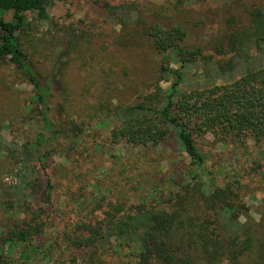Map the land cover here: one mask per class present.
Here are the masks:
<instances>
[{
	"label": "rangeland",
	"instance_id": "374dc122",
	"mask_svg": "<svg viewBox=\"0 0 264 264\" xmlns=\"http://www.w3.org/2000/svg\"><path fill=\"white\" fill-rule=\"evenodd\" d=\"M168 1L51 0L47 20L30 15L31 26L20 34L24 51L44 77L55 76L59 82L60 89L50 100L54 117L60 121L61 117L73 118L83 133L77 144L63 138L42 146L23 170L18 164L19 152L27 144L36 149L42 125L38 112L32 116L27 108L32 85L13 66L0 62V235L8 231L12 220L16 223L39 215L37 222L43 224L41 236L33 243V249H38L25 251L29 259L23 248L16 246L8 258L0 257V264L6 260L9 264H86L83 253L70 247L66 235L76 230L81 216L93 211L101 198L107 196L113 205L139 201L157 184L165 193L179 191L190 174H198L208 191L233 186L251 208L253 218L258 222L264 219V143L255 145L247 139L245 143L223 144L211 134L197 137L203 165L193 164L174 140L154 155L111 143L109 110L142 101L157 82L166 89L175 77L159 73L157 55L146 39L127 44L133 37L110 19L105 4L141 3L153 17ZM254 7L264 8V0H200L179 20L189 30L187 43L202 45L207 54H213L217 44L228 51L226 19L245 20ZM5 19L11 20L12 13ZM184 75L183 90L206 84L199 67L184 71ZM7 146L18 149L17 153L8 151ZM44 154L48 157L39 162L38 156ZM20 169L24 172L19 175ZM19 184L21 190L16 195L11 186ZM49 184L51 195L47 194ZM10 198L23 206L9 212L6 201ZM25 202L29 214H25ZM109 209L107 203L98 209L95 220ZM2 246L0 237V254ZM119 257L109 253L103 259L107 264H135L132 258Z\"/></svg>",
	"mask_w": 264,
	"mask_h": 264
},
{
	"label": "trees",
	"instance_id": "16d2710c",
	"mask_svg": "<svg viewBox=\"0 0 264 264\" xmlns=\"http://www.w3.org/2000/svg\"><path fill=\"white\" fill-rule=\"evenodd\" d=\"M199 1L170 0L153 17L145 13L141 3L105 4L110 19L133 37L127 44L146 39L157 55L159 73L175 77L168 88L157 82L155 90L142 101L109 110L113 145L148 150L154 155L174 140L193 164L203 165L197 137L211 134L223 144L245 143L247 139L255 145L264 143V8L250 9L245 20L226 19L229 32L224 40L228 51L217 44L214 53L207 54L204 46L187 43L189 30L179 20L188 7ZM50 3L0 0V62L13 66L32 85L27 108L32 116V112H38L43 130L34 151L27 144L19 152L18 164L23 170L29 168L32 156L36 157L42 146L63 138L77 144L83 133L73 118L61 117L60 121L54 117L50 100L60 89L59 82L55 76L44 77L37 70L21 42L20 34L31 26L30 15L47 20ZM7 13H12L11 20L5 19ZM253 52L259 55L255 57ZM193 67L204 71L206 84L183 90L184 71ZM6 149L18 151L12 146ZM46 157L39 155V162ZM160 186L157 184L149 196L139 201H117L113 205L107 196L101 198L93 211L85 218L81 216L76 230L66 235L70 247L83 253L86 264H107L103 256L109 253L132 258L135 264H264V219L258 222L253 218L251 208L233 186L208 191L198 174H190L179 191L165 193ZM11 189L17 195L21 184ZM52 190L49 184L47 194L51 195ZM106 203L109 211L95 220L98 209ZM6 205L9 212L23 206L12 198ZM24 205L25 214H29L30 207L27 202ZM37 219L41 217L16 223L12 220L8 231L0 235L1 259L8 258L16 246L22 247L29 259L25 251L37 250L33 243L42 234L43 224ZM4 264L9 263L6 260Z\"/></svg>",
	"mask_w": 264,
	"mask_h": 264
}]
</instances>
